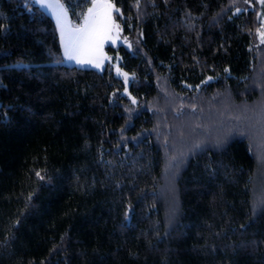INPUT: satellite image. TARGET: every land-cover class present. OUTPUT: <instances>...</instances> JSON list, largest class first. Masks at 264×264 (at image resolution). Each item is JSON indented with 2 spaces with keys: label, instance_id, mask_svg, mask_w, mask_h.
Masks as SVG:
<instances>
[{
  "label": "trees",
  "instance_id": "trees-1",
  "mask_svg": "<svg viewBox=\"0 0 264 264\" xmlns=\"http://www.w3.org/2000/svg\"><path fill=\"white\" fill-rule=\"evenodd\" d=\"M61 1L76 23L92 3ZM111 1L134 43L106 48L132 75L128 95L110 62H62L55 22L38 5L0 0V264H264L250 140L178 151L163 196L166 131L151 110L161 80L186 103L256 99L264 7Z\"/></svg>",
  "mask_w": 264,
  "mask_h": 264
},
{
  "label": "rangeland",
  "instance_id": "rangeland-1",
  "mask_svg": "<svg viewBox=\"0 0 264 264\" xmlns=\"http://www.w3.org/2000/svg\"><path fill=\"white\" fill-rule=\"evenodd\" d=\"M28 1L40 7V4L36 3L35 0ZM108 2L114 5L111 0H108ZM257 2L261 5L260 0H257ZM92 4L93 0L89 7H92ZM41 9L49 14L55 22L62 51V62L64 64L89 67L102 71L106 64L110 62L115 75L123 80V93L126 95L129 94L131 73L120 66L118 55L113 56L106 50L109 46L116 48L120 44L132 50L134 45L132 40L124 34L121 24L116 19L115 13L117 11L115 9L117 8L115 5L112 10V21L114 25H119V27L112 28V31L109 33V38L104 41L102 49L96 53V59L102 61L100 67H95L89 63L78 64L75 60H69L64 55L60 30L55 17L49 10ZM258 17L260 20L258 30L264 31V10L260 9L258 11ZM68 20L72 27H79L83 23V18L78 23L72 21L69 14ZM258 30L256 32V44L259 52L256 58L254 75L250 82V86L252 88L254 87L259 93L256 99L248 102H237L229 95L216 94L213 95V98L204 97V101H202V96L197 95L186 103L183 97L174 94L170 90L165 80L159 82L158 93L152 100L151 110L154 113L156 121V132L161 133V130L166 131L164 139L166 141L167 151L163 174V196L173 192V179L180 167L179 156H177L178 151L183 150L185 154H189L207 145L218 146L233 136L239 135L246 136L251 142L257 162L254 205L257 209L264 207V42H262L260 35H258ZM124 74H127V80ZM198 102L201 103L196 104ZM185 104H188V106ZM192 107H194L192 112H185V108ZM167 119H171L170 122Z\"/></svg>",
  "mask_w": 264,
  "mask_h": 264
},
{
  "label": "snow or ice",
  "instance_id": "snow-or-ice-1",
  "mask_svg": "<svg viewBox=\"0 0 264 264\" xmlns=\"http://www.w3.org/2000/svg\"><path fill=\"white\" fill-rule=\"evenodd\" d=\"M35 2L39 3L41 8L49 10L55 17L60 30L64 55L78 64L89 63L100 67L102 61L96 59V53L102 49L112 28L119 27L112 21L114 5L108 0H93L92 7H89L87 13L84 14L82 25L72 27L68 20L70 5L66 7L61 0H35ZM260 3L264 6V0H260ZM115 11L118 12L119 9ZM258 35L264 42V31L258 30ZM124 75L127 80V74Z\"/></svg>",
  "mask_w": 264,
  "mask_h": 264
}]
</instances>
